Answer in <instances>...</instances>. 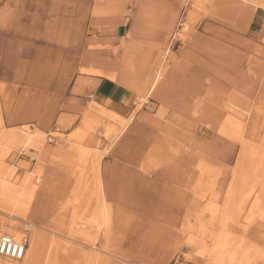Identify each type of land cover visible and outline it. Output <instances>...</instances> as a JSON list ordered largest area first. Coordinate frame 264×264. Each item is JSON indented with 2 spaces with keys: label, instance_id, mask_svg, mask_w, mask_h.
Here are the masks:
<instances>
[{
  "label": "rangeland",
  "instance_id": "rangeland-1",
  "mask_svg": "<svg viewBox=\"0 0 264 264\" xmlns=\"http://www.w3.org/2000/svg\"><path fill=\"white\" fill-rule=\"evenodd\" d=\"M86 1L88 34L98 26L94 20L102 10L110 17L125 18L136 11L137 19L151 20L145 0ZM161 1L169 8L165 13H177L176 24L156 35V46L146 52L129 51L125 41L120 47L126 56L122 68L139 83L143 64L161 72L148 104L138 110L136 100L145 98L156 74L127 100L125 112H116L127 122L125 129L94 111V103L96 108H112L90 96L58 106L40 83L20 81L15 68L13 75L0 71V136L12 142H0V152L6 150L0 163L9 170L3 180L10 184L19 176L20 184L27 176L33 181L32 191L21 189L11 217L0 212V229L27 239L25 258L30 257L34 234L45 246L49 241L65 244L72 235L80 241L74 247L82 252H62L67 264H212L209 240L222 230L224 199L241 148L236 138L264 151V9L259 7L263 0ZM149 6L160 15L153 4ZM83 48L90 61L103 52L114 58L112 64H119L110 44L88 43ZM123 51L117 55L123 56ZM143 112L156 114L144 118ZM228 121L242 126L235 131L236 138L224 132ZM23 131L44 138L40 152L14 144ZM75 148L85 154L79 187L77 171L64 162ZM97 154L101 158L93 166ZM262 190L263 194L264 186ZM74 197H81V203ZM100 199L107 212L96 223L94 211ZM261 201L259 212L251 202L246 212L239 209L238 222L226 227L243 246L239 253L249 249L244 251L250 257L248 264H264V198ZM13 224L17 230L10 228ZM95 247L102 250L97 262L89 259L97 253ZM0 264L9 263L0 258Z\"/></svg>",
  "mask_w": 264,
  "mask_h": 264
},
{
  "label": "crops",
  "instance_id": "crops-1",
  "mask_svg": "<svg viewBox=\"0 0 264 264\" xmlns=\"http://www.w3.org/2000/svg\"><path fill=\"white\" fill-rule=\"evenodd\" d=\"M143 4L151 13V20L147 23L137 19L138 15L135 17L136 11L125 18L120 15L110 17L102 10L94 20L98 26L89 35L86 0H0L1 75L10 72L13 75L15 68L20 81H35L40 83L41 90H50L58 106L62 102L67 105L70 100L81 101L90 96L98 104L112 108L105 110L123 113L135 91L141 92L147 87V81L154 77L158 67L140 66L139 83L121 66L126 59L120 48L122 42L125 41L129 51L146 52L150 46H156L155 36L177 21V13H165L169 8L161 0L156 3L145 0ZM152 4L160 15L152 11L149 6ZM88 43L92 46L112 45L119 64H112L114 58L103 52L97 55L101 58L90 61L83 48ZM122 51L123 56L117 55ZM101 72L112 74L115 79L101 77ZM137 113L139 111L135 116ZM143 113L144 118L153 115Z\"/></svg>",
  "mask_w": 264,
  "mask_h": 264
},
{
  "label": "bare ground",
  "instance_id": "bare-ground-1",
  "mask_svg": "<svg viewBox=\"0 0 264 264\" xmlns=\"http://www.w3.org/2000/svg\"><path fill=\"white\" fill-rule=\"evenodd\" d=\"M264 0L263 3L260 4L259 7H262L264 9ZM183 28L187 27L186 25L182 24L181 25ZM186 29V28H185ZM101 75V77H106L109 78L110 80H114V75L112 74H108V73H99ZM161 76V72H158V74L155 75L154 80L152 81V83L149 85L146 94H145V98H141V96L138 97V101L139 102V107L138 109H140L144 104H146L148 102V98H151L153 95V92L158 84V81L160 79ZM118 82V81H116ZM132 88V87H131ZM144 90V89H143ZM124 101H126L124 99ZM94 106H98L95 103L93 104V109L94 111H96L97 113H100L102 115V117L107 118L108 120H110V122H114V124H120L119 126H122V129H125L127 127V122L122 120V118L118 117L116 115L115 112L112 111H108L105 109H100V108H96ZM100 115V116H101ZM1 124V123H0ZM231 124V125H230ZM225 125L227 126V130H224V132L226 133V135L228 137H230L231 139L233 137H235V131L238 130L237 132H239L242 128V126L239 125L238 122L236 123H230V121L226 122ZM109 131H113V129H110ZM24 132V131H23ZM2 133V132H1ZM0 133V134H1ZM236 138V137H235ZM3 139H7L6 141H8V138H4L3 136H0V142ZM18 140H16V142L14 144H21L24 147H28L30 146L33 150L40 152L41 148L45 145V140L44 138L38 133V132H24L22 134V136H20L19 138H17ZM238 140V142L240 143V151L238 153V157H237V163L236 166L234 168V172L233 174V180H232V184L231 186L227 189L226 192V196L224 199V204H223V210L221 212L222 217L220 220V228H222V230L220 229V231H218L215 235L213 234L210 238V242L211 245H213V250L211 251V261L212 264H248L250 261V257L249 255L244 252L245 250L248 251L249 249H244L242 253H239V250H242L241 248L243 247L241 244H239V239L237 240L236 237H233V234L231 235L228 231L229 229H227L229 226V223H233L235 224L236 219L238 217V213H239V209L240 211H247L249 210V208L251 207V202L252 203V209L254 211H258L259 212V205L260 203H262V201L260 202V198H264V193L262 194L261 192L262 190V186H264V151L262 150H258L256 148H253L246 143L245 141H241L238 137L236 138ZM5 141V144H6ZM4 142V141H3ZM9 142V141H8ZM7 144L12 145V142H9ZM1 145V144H0ZM7 147V146H6ZM82 147V146H81ZM6 151V150H5ZM5 151H1L0 152V158L2 156L5 155ZM74 154L72 155H67V157L65 156V164L70 167L72 170L77 171L74 172L75 177H76V186L79 187L80 182L79 181V168H81V163L83 161V156L84 151L82 152L79 148L78 149H74L73 151ZM96 154V153H95ZM7 155V154H6ZM87 155V154H86ZM89 155V154H88ZM90 157V156H89ZM63 158V159H64ZM93 166L97 165V162L99 160L100 155H95V157H93ZM39 159V158H38ZM88 161V159H87ZM63 162V161H61ZM85 162V161H84ZM202 162V161H201ZM201 162L199 164H201ZM87 164V163H85ZM61 165V164H60ZM59 165V166H60ZM211 165V164H210ZM58 166V167H59ZM86 166V165H85ZM98 167V166H97ZM197 167V166H196ZM203 167V166H202ZM210 167V166H209ZM89 168V167H88ZM87 168V169H88ZM95 169V167H92V169ZM59 170V169H58ZM68 171H70L67 168ZM91 170V169H90ZM96 170V169H95ZM201 170V169H200ZM218 170V169H217ZM216 170V171H217ZM15 171V170H14ZM60 171V170H59ZM204 171V170H203ZM207 171V170H205ZM212 171V170H211ZM221 171V170H220ZM9 172L8 168L5 166H2V164L0 163V188H1V193H0V212L7 214L9 217L12 216V209L14 208L15 204L18 201V198L21 196V189L23 188H28L31 189L32 191V182H30V179H27L24 177V179L21 181V183L19 184L18 181L16 180L19 176H17V178L15 180H10V184H6L3 180L5 174ZM16 172V171H15ZM84 172V171H83ZM209 172V171H208ZM94 173V172H93ZM206 173V172H205ZM211 173V172H210ZM68 174V173H67ZM86 174V173H85ZM83 174V175H85ZM88 174V173H87ZM201 175V173H199ZM212 174H217V173H212ZM17 175V174H16ZM199 175V176H200ZM207 175V174H206ZM209 175V174H208ZM219 175V174H218ZM217 175V176H218ZM14 176V175H13ZM72 176V175H71ZM74 176V175H73ZM88 176V175H87ZM212 176V175H211ZM210 176V177H211ZM94 177V176H93ZM201 177V176H200ZM213 177V176H212ZM215 177V176H214ZM13 178V177H12ZM20 178V177H19ZM22 178V177H21ZM33 178V177H32ZM67 179V178H66ZM69 179V178H68ZM71 179V178H70ZM84 179V178H83ZM215 179V178H214ZM72 180V179H71ZM81 180V179H80ZM87 180V179H85ZM20 181V180H19ZM70 181V180H69ZM68 181V182H69ZM90 181V180H89ZM93 181V180H92ZM67 182V181H66ZM87 182V181H86ZM89 183V182H88ZM91 183V181H90ZM36 184V183H35ZM72 184V183H70ZM75 184V183H74ZM211 184V183H210ZM98 181H95V187H97V191L100 190V186L98 187ZM258 185H260V187H258ZM262 185V186H261ZM16 188H15V187ZM21 186L22 188L17 189V187ZM66 186V185H65ZM64 186V187H65ZM74 186V185H73ZM81 186V185H80ZM210 186V185H209ZM85 187V186H84ZM36 188V187H35ZM44 189V188H43ZM69 190V189H68ZM80 190V188H79ZM212 190V189H211ZM27 191V190H26ZM71 191V189H70ZM77 191V189H76ZM89 191V190H88ZM75 192V191H73ZM93 192V191H91ZM260 192V194H259ZM24 193V192H22ZM33 193V192H32ZM63 193V192H62ZM95 193V192H94ZM26 194V193H25ZM82 194V193H81ZM99 194V192H98ZM28 195V194H27ZM33 195V194H32ZM77 195V194H76ZM91 196V195H90ZM64 197V195H63ZM75 198V197H74ZM81 198V197H79ZM79 198H75V201H78L81 203ZM100 198V196H99ZM25 199V198H22ZM61 199V198H60ZM82 199V198H81ZM84 199V198H83ZM87 199V198H85ZM91 199V198H89ZM71 200V199H70ZM88 200V199H87ZM86 200V201H87ZM263 200V199H262ZM69 201V198H68ZM67 201V204H68ZM89 201V200H88ZM64 202V201H63ZM72 201H70L71 203ZM97 202V201H96ZM76 203V202H75ZM100 206H97V209L94 211V222L97 223L98 220L103 219L105 216V213L107 212L105 205H104V201H102V199L99 200ZM62 204V202H61ZM70 205V204H69ZM83 205V204H82ZM250 205V206H249ZM71 208V207H70ZM229 210L226 211V210ZM264 210V208H262ZM5 210V212H4ZM94 210V209H93ZM252 210V211H253ZM262 210L261 212V217L264 219V211ZM63 211V210H62ZM69 211V210H68ZM61 214V213H60ZM73 215V214H72ZM245 216V215H244ZM256 216V215H255ZM93 219V217H92ZM253 219V218H252ZM242 220V219H241ZM250 219H248L247 221H249ZM232 224V225H233ZM249 224V223H248ZM247 224V226H248ZM231 225V226H232ZM240 225V224H239ZM245 225V224H244ZM228 226V227H227ZM227 227V228H226ZM234 227V226H233ZM10 228L17 230L16 225H11ZM226 228V229H224ZM29 229V228H28ZM70 229V227H69ZM232 229V228H231ZM234 230V229H233ZM236 230V229H235ZM243 230V229H242ZM247 230V229H246ZM71 231V230H70ZM240 231V230H238ZM5 233H9L5 234ZM233 233V232H231ZM242 233V232H241ZM240 233V234H241ZM246 233V232H245ZM239 234V235H240ZM0 235H8L10 236L15 242L17 243H21L23 244L25 237L24 238H20V235L18 234H14L12 232H8L5 231L3 229H0ZM238 235V232H237ZM246 235V234H245ZM72 236V235H71ZM69 237L67 242H65V244H57L54 243L53 241H49L48 244L42 245L40 243V240L37 237V234H34L30 244H29V248H30V257L29 258H25L26 257V252L25 255L23 257V259H21V263L22 264H67L66 263V257L63 256L62 252H82L81 249L79 248H75V243H79L80 241L75 239L74 237ZM80 236V235H79ZM240 237V236H239ZM246 237V236H245ZM44 240V239H43ZM245 240V239H244ZM44 242V241H43ZM46 244V243H45ZM82 244V243H81ZM84 244V243H83ZM82 244V245H83ZM79 245V244H77ZM27 246H28V242L26 245V251H27ZM251 246V245H250ZM254 247V246H253ZM82 248V247H81ZM92 248V247H91ZM94 248V247H93ZM206 248V247H205ZM252 248V247H251ZM250 248V250H251ZM211 250V249H210ZM209 250V251H210ZM94 251V250H93ZM95 254L94 257L92 256V253L89 257L90 260L92 261H98L96 258L99 256L98 253H102V250L97 249L95 247ZM250 252V251H249ZM264 252V251H263ZM254 253V252H253ZM80 254V253H79ZM255 254V253H254ZM69 255V254H68ZM71 255V254H70ZM69 255V256H70ZM259 254H257L258 256ZM74 256V255H72ZM83 256V254H82ZM255 256V255H254ZM80 257V256H79ZM264 257V256H263ZM1 258V257H0ZM71 258V257H70ZM73 258V257H72ZM78 258V257H77ZM99 258V257H98ZM256 258V263L257 261V257ZM4 259V258H1ZM81 259V258H80ZM79 259V260H80ZM86 259V258H84ZM96 259V260H95ZM100 259V258H99ZM210 259V258H209ZM259 259V257H258ZM9 264H15L14 262H19V261H14L11 259H5ZM253 260V259H252ZM255 260V259H254ZM253 260V261H254ZM75 261V260H74ZM80 263V261H79ZM94 263V262H93ZM85 264V263H84Z\"/></svg>",
  "mask_w": 264,
  "mask_h": 264
},
{
  "label": "built area",
  "instance_id": "built-area-1",
  "mask_svg": "<svg viewBox=\"0 0 264 264\" xmlns=\"http://www.w3.org/2000/svg\"><path fill=\"white\" fill-rule=\"evenodd\" d=\"M27 239L23 244L15 242L8 235H0V257L20 261L26 252Z\"/></svg>",
  "mask_w": 264,
  "mask_h": 264
}]
</instances>
